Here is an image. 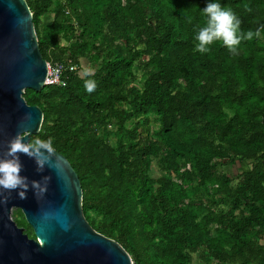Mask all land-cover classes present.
<instances>
[{
    "label": "trees",
    "instance_id": "16d2710c",
    "mask_svg": "<svg viewBox=\"0 0 264 264\" xmlns=\"http://www.w3.org/2000/svg\"><path fill=\"white\" fill-rule=\"evenodd\" d=\"M25 2L42 59L76 67L65 86L24 90L43 115L30 140L54 138L91 228L133 264H264V32L238 55L220 41L201 54L209 0ZM218 2L242 31L264 25V0Z\"/></svg>",
    "mask_w": 264,
    "mask_h": 264
},
{
    "label": "water",
    "instance_id": "95a60500",
    "mask_svg": "<svg viewBox=\"0 0 264 264\" xmlns=\"http://www.w3.org/2000/svg\"><path fill=\"white\" fill-rule=\"evenodd\" d=\"M47 62L42 59L25 0H0V158L8 142L20 134L25 143L40 130L43 115L29 106L24 90L45 86ZM29 181L50 177L47 192L37 199L29 184L26 199L0 189V264H133L115 241L95 232L86 221L82 189L65 157L55 151L51 167L37 171L34 158L19 154ZM19 209L34 238L11 219Z\"/></svg>",
    "mask_w": 264,
    "mask_h": 264
},
{
    "label": "clouds",
    "instance_id": "9594fccd",
    "mask_svg": "<svg viewBox=\"0 0 264 264\" xmlns=\"http://www.w3.org/2000/svg\"><path fill=\"white\" fill-rule=\"evenodd\" d=\"M201 13L207 18L206 24L199 27L194 36L195 50L201 54L210 52V46L220 41L230 53L238 55L242 41L260 37L261 33L264 32V25H261L255 32L252 30L242 31L241 19L230 7L222 6L218 0H209ZM94 74L95 69L82 64L79 75L84 79V88L89 94L97 88V82L89 78ZM53 139L51 137L48 139L35 137L25 143L20 134L13 137L8 142V151L3 153L2 158H0V189L9 192V194L19 189L18 197L26 199V193L29 190V184H31L37 199L42 198L47 192V185L51 178L46 176L41 182L29 181L27 177L21 176L23 165L19 154L34 158L37 171L42 172L46 164L51 167L52 154L55 152Z\"/></svg>",
    "mask_w": 264,
    "mask_h": 264
},
{
    "label": "built area",
    "instance_id": "2783aa9c",
    "mask_svg": "<svg viewBox=\"0 0 264 264\" xmlns=\"http://www.w3.org/2000/svg\"><path fill=\"white\" fill-rule=\"evenodd\" d=\"M65 71L73 73L76 71V67L70 63L67 65L60 63L50 65L47 63L45 86H65L66 80H63V74Z\"/></svg>",
    "mask_w": 264,
    "mask_h": 264
},
{
    "label": "rangeland",
    "instance_id": "374dc122",
    "mask_svg": "<svg viewBox=\"0 0 264 264\" xmlns=\"http://www.w3.org/2000/svg\"><path fill=\"white\" fill-rule=\"evenodd\" d=\"M82 64H83L84 66H88L87 63H85L84 61H83ZM80 71H81V70H78L79 73H80ZM139 85H140V84H139ZM153 170H155L154 167H153ZM236 170H237V168H236V167H233L231 171H232L233 173H236ZM156 174H157V173H156ZM14 209H15V208L12 209L11 214H12V212H13ZM11 219L13 220L12 215H11ZM191 264H216V263L213 262V261H211V262H205L204 260L199 259V257H198L197 255H195V256H193V258H192V263H191Z\"/></svg>",
    "mask_w": 264,
    "mask_h": 264
}]
</instances>
